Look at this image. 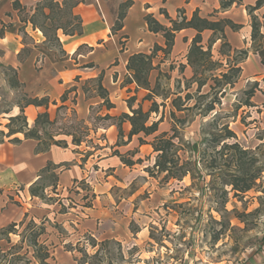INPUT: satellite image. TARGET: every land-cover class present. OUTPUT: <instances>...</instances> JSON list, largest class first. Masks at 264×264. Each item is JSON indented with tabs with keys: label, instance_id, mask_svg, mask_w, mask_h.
Wrapping results in <instances>:
<instances>
[{
	"label": "crops",
	"instance_id": "0c3cea01",
	"mask_svg": "<svg viewBox=\"0 0 264 264\" xmlns=\"http://www.w3.org/2000/svg\"><path fill=\"white\" fill-rule=\"evenodd\" d=\"M127 1H131V5L125 10L121 29L115 31L113 27L119 7ZM256 1L234 0L230 7L223 9L220 0H85L72 9L73 15L80 19V32L67 35L62 29H57V40L51 43L46 41L38 28H33L28 21L21 22L18 10L14 7L17 2L21 8L26 6L29 12L34 0H0V132L6 134L8 130L5 126L9 118L21 114L19 106L24 104V97L49 100L47 107H24L23 115L29 129L34 126L38 114L43 112H47L51 120L59 118V115L65 117V121L75 117L90 128V135L80 145L72 144L71 135L59 134L54 139L63 141L66 147L52 145L44 152H37L38 142L25 139L21 133L2 137L0 228L20 223L26 215L31 217L48 212L49 206L39 197L31 196L29 188L41 181L42 175L47 173L41 171L51 164L56 166L53 172L57 177L56 194H51L64 196L78 181H85L96 194L91 208L78 206L68 209L67 214H60L64 215L61 220H70L78 228L96 232L97 235L107 233L104 227L110 217L108 212L118 209V205L114 203L112 207L104 194L114 184L112 175L128 173L129 168L135 165L126 166L119 155L124 157L123 154L130 151L134 159L138 151L151 153L152 147L150 144H139L138 138L143 137L142 134L128 138L131 130L128 121L121 124L120 138L116 125L105 122L93 126L91 121L105 115H132L131 110L139 106L143 111L149 110L145 109V103H152V100L144 99L149 91L137 87L126 69L132 55L151 54L155 46L165 48V38L160 32L154 33L148 29L146 16L150 15L167 28L171 27L170 20L179 22L185 18L189 21L194 14L211 22L229 20L236 28L224 27L227 43L232 50L248 49L251 43V15L259 20L261 32H264V4L252 11L251 15L247 10L254 7ZM30 12L33 14L34 10ZM196 34L193 28L174 32L170 51L165 54L159 50L152 59L154 69L149 74L150 85L152 79L154 83L158 80L159 72L165 71L171 74L172 79H191L193 70L186 56ZM218 36L219 33L214 35L212 30H203L201 38L204 49L209 39L213 38L215 42L212 48H216L218 54L221 46ZM10 69L15 71L19 87L11 86L6 73ZM241 69L240 79L252 82L258 77L263 78V69L255 54L249 53ZM101 92L113 105L112 108L107 109L103 105ZM260 95L259 91L253 98L258 99ZM63 96L66 97L64 101ZM131 98L134 101L130 102L129 108ZM156 98L153 97L154 101ZM13 138H18L20 143L11 142ZM147 138L144 139L148 141ZM92 165H98L99 168L94 170ZM107 173V177L102 180ZM74 191H79V188L76 187ZM15 201L19 203L15 204ZM71 211L81 215L83 220Z\"/></svg>",
	"mask_w": 264,
	"mask_h": 264
},
{
	"label": "rangeland",
	"instance_id": "374dc122",
	"mask_svg": "<svg viewBox=\"0 0 264 264\" xmlns=\"http://www.w3.org/2000/svg\"><path fill=\"white\" fill-rule=\"evenodd\" d=\"M44 1L34 0L30 11H35ZM23 8L21 16L29 17L32 12H28L26 6ZM43 22L39 16L37 24ZM53 23L67 31L75 28L68 10L54 13ZM45 26L51 35V22L46 21ZM226 41L222 39L220 43ZM242 49L223 47L225 55H221L212 48L216 66L212 70L205 65L196 66L198 79H206L199 91L196 83L172 79L167 71L159 72L158 85L155 87L152 79L151 86L159 96L168 97L162 101L156 96L157 104H165L151 117L156 121L163 112L157 134L170 133L174 122L178 125V138L174 142L184 150L179 152L183 161L194 159L189 150L193 143H200L206 135L227 126L235 134L230 142H237L248 152L243 161L251 166V171L262 170L252 190L234 195L229 186L213 179L207 171L197 172L194 179L187 175L181 180L164 181V175L153 167L155 153L138 151L137 157L132 159L134 156L129 151L123 155L135 165L128 173L112 175L114 184L104 196L107 195L112 207L114 203L118 205V209L108 212L110 217L104 227L107 233L97 235L78 228L70 220H61L64 215H60L78 206L91 208L96 194L90 186L78 181L66 195L55 196L57 177L47 172L38 184L48 186L45 188L48 192L44 190L39 198L49 206L48 212L33 215L34 218L26 215L27 218L14 227L0 228V264H264V83L262 77L251 82L239 76L231 86H215L212 78L240 61L243 55L238 50ZM247 50L248 57L252 53L251 43ZM6 73L12 76V71ZM254 82H258L255 93L260 91L261 97L255 99L254 95L247 101L245 91L253 87ZM187 93L190 99L184 102V107L188 109L175 111L182 122L171 120L169 111L174 97L170 95L178 94L183 101ZM212 101L214 109L206 113L205 108ZM150 106L151 102L147 101L145 109ZM64 118L59 115L57 123L49 129L52 134L66 128L74 131L76 126L79 127L76 136L83 137L86 131L82 127L89 128L84 122L77 126L75 117L67 121ZM91 122L93 126L105 124L98 119ZM152 137H148V141ZM91 168L99 167L92 165ZM76 187L79 191H74ZM71 212L83 220L81 215Z\"/></svg>",
	"mask_w": 264,
	"mask_h": 264
},
{
	"label": "trees",
	"instance_id": "16d2710c",
	"mask_svg": "<svg viewBox=\"0 0 264 264\" xmlns=\"http://www.w3.org/2000/svg\"><path fill=\"white\" fill-rule=\"evenodd\" d=\"M234 0H220L221 8H228L233 4ZM80 3H84V0H61L60 2L55 0H45L40 6H36L33 14H30L29 17H22L21 6L15 2L14 7L18 10L19 18L21 22L27 23V21L32 25L33 28H38L46 41L51 43H55L56 38V30L62 29L65 34H73L79 33L81 29L80 19L73 15L72 9L79 5ZM264 4V0H257L254 7L247 8L249 15H251L252 11L258 9ZM131 5V1H127L120 5L119 13L117 17V21L113 27V30H119L122 27V21L124 18L125 10ZM70 13L71 21L75 22V28L67 31L63 26L54 24V13H66V11ZM43 19V23L41 25L37 24L38 17ZM264 17V16H263ZM147 22L148 29L154 33H161L165 38V48H159L155 46L151 54H134L132 55L128 63L126 65L127 71L131 75V81H133L137 87L146 89L149 93L144 97L145 100H152L151 106L148 111H143L142 107L139 106L137 109L131 110L132 115L121 114L118 117H111L109 115H105L103 117H97L96 120H101L103 122L111 123L116 125L118 128V136L119 138L122 136L121 124L124 121H128L131 125V130L128 134V138L130 139L133 135L142 134L143 137L138 138L139 144H150L152 147V152L156 154L155 162L153 167L156 169V172L159 174H163L162 180L169 181L171 179L181 180L187 175H190L191 179L195 178V174L201 171H207L212 176L213 179H219L221 184L229 186L231 191H233L234 195L237 193H245L249 190H252L256 185V181L260 178L262 170L260 168H256L251 171V166L243 161V157L248 154L247 150H244L237 142H230V139L235 138L234 132L228 129L227 126H223L220 131L206 135L200 143H193L189 150L193 154L194 159H189L187 161H183L180 158L179 152L184 151L178 146L174 141L178 138V125L174 122L171 126L170 133L168 132H158V125L163 119L162 116L157 121H150V117L152 113L159 112V106H164V102L162 104H157L153 97H160L163 100H166L168 96H159L155 92V89L151 87L149 83V74L153 68L152 59L156 55V52L161 50L165 54H167L172 45L174 32L179 31L181 29L193 28L197 31V34L192 39L188 53H187V62L188 65L193 70V76L188 80L189 83L197 84V91L201 89L202 86L205 85L206 79L199 80L198 79V71L196 66L205 65L206 69L212 70L214 66H216L217 62L212 60L211 48L212 44L215 42L213 38L209 39L208 44L206 45V49L202 45L201 32L203 30H212L214 35L219 33L218 39L225 40V35L223 33L224 27L229 26L231 28H236L229 20H220L218 22H211L207 19L199 18L197 14H194L192 18L187 21L185 18H182L179 22L170 20L171 27L167 28L159 24L155 19H153L150 15L145 18ZM51 22V26L53 27L52 34H49V29L45 26V22ZM251 51L253 54L257 55L259 58V62L263 69V78L262 81L264 83V32H261V23L259 20L251 15ZM223 47H227L230 49V45L226 42H223L220 46L219 53L221 55H225L223 52ZM240 54L243 55L240 61L237 63H233L228 66V70L226 72L220 73L219 76H212L215 86L220 85H233L236 80L239 79L241 74V66L240 64L245 61L248 55L247 49L238 50ZM12 76H9V81L11 86L19 87V83L16 80V73L13 70ZM233 78L235 80L233 81ZM187 82V83H188ZM158 85V80L156 81L155 87ZM211 88H214L212 86ZM99 86V90H100ZM258 90V82H254L253 87L249 90L245 91L247 96V101L251 99L255 92ZM104 98L103 105L106 106L107 109L113 107V105L109 102V100L100 93ZM170 95L174 98L171 100V110L169 111L170 119L177 120L180 122L181 120L176 117L175 111H183L184 109H188L184 107V102L190 99V95L187 93L185 95V99L182 101L180 96ZM169 96V97H170ZM66 99L63 96L62 100ZM24 104L20 105L21 114L15 117L9 118L8 124L5 126L7 128V133L5 134L3 131L0 132V142H3V136L10 137L11 135L21 133L25 139H34L38 142L37 152H44L49 149L52 145L59 147H66V144L61 140H55L54 137L59 134L71 135L72 136V144L80 145L81 142L86 141L89 136L90 128L82 127L86 132L83 134V137L76 136V132L79 127L75 126V130L71 131V129H67L66 131L56 132L52 134L49 129H51L56 123L57 118L54 120L50 119V116L47 112H43L38 114L34 126L29 129L27 127L25 116L23 115L24 107L28 105L35 106H48L49 100L47 98L37 99V98H23ZM134 101V98L129 99V108L131 107L130 102ZM249 103V102H247ZM250 105L251 104H247ZM63 107H61L62 109ZM214 109V101L210 102L206 108V113L211 112ZM206 113L203 115L205 116ZM202 116V115H201ZM174 121V120H173ZM182 122V121H181ZM82 122H77V126ZM83 125V124H82ZM70 128H72L70 126ZM95 130L94 128H91ZM45 136V137H43ZM149 136H153L151 141H146L144 138ZM13 143H20L18 138L11 139ZM119 142H117L118 144ZM116 155H119L118 152H114ZM120 159L123 164L126 166H132L135 164L134 161L127 159L121 155ZM140 161V160H138ZM255 162V159L252 160V164ZM56 169V166H52L51 164H47L45 169L41 171L42 173L49 172L54 173L53 170ZM45 185L38 183H34L29 188V193L33 197H42V194L45 190ZM54 188V186H53ZM224 193L227 194V191L224 190ZM14 227L15 224L9 225ZM8 231V229H6Z\"/></svg>",
	"mask_w": 264,
	"mask_h": 264
}]
</instances>
